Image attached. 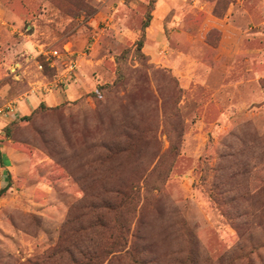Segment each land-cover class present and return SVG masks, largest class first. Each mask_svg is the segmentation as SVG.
I'll return each instance as SVG.
<instances>
[{
	"label": "rangeland",
	"instance_id": "374dc122",
	"mask_svg": "<svg viewBox=\"0 0 264 264\" xmlns=\"http://www.w3.org/2000/svg\"><path fill=\"white\" fill-rule=\"evenodd\" d=\"M0 160V264H264V0H0Z\"/></svg>",
	"mask_w": 264,
	"mask_h": 264
},
{
	"label": "trees",
	"instance_id": "16d2710c",
	"mask_svg": "<svg viewBox=\"0 0 264 264\" xmlns=\"http://www.w3.org/2000/svg\"><path fill=\"white\" fill-rule=\"evenodd\" d=\"M148 25L145 26V28L147 27ZM140 46L142 47V44L140 43ZM137 52L141 53L142 55V48H137L136 49ZM0 163H1V160H0ZM3 192V190L0 191V194Z\"/></svg>",
	"mask_w": 264,
	"mask_h": 264
},
{
	"label": "built area",
	"instance_id": "2783aa9c",
	"mask_svg": "<svg viewBox=\"0 0 264 264\" xmlns=\"http://www.w3.org/2000/svg\"><path fill=\"white\" fill-rule=\"evenodd\" d=\"M54 53V55H57L58 54V52L57 51H55V52H53Z\"/></svg>",
	"mask_w": 264,
	"mask_h": 264
}]
</instances>
